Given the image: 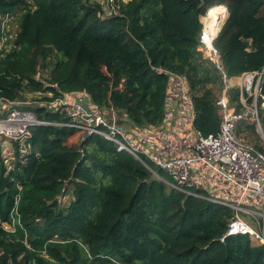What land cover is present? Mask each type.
Listing matches in <instances>:
<instances>
[{
    "label": "trees",
    "instance_id": "trees-1",
    "mask_svg": "<svg viewBox=\"0 0 264 264\" xmlns=\"http://www.w3.org/2000/svg\"><path fill=\"white\" fill-rule=\"evenodd\" d=\"M113 2L116 13L103 16L93 0H0V15H19L13 46L0 49V97L25 102L28 93L80 92L136 126H155L164 118L167 73H175L187 80L194 129L215 133L221 111L212 86L220 93L223 83L198 51L200 18L210 9L225 16L220 5L227 8L213 42L227 77L260 71L264 0ZM39 61L49 66L46 81L35 78ZM262 97L264 77L257 105L264 131ZM229 102L239 110L237 88ZM13 108L64 120L43 107ZM30 132V154L11 171L0 147V264H264V245L246 235L220 242L233 217L228 207L168 187L101 138L72 146L74 130ZM67 195L64 206L59 197Z\"/></svg>",
    "mask_w": 264,
    "mask_h": 264
},
{
    "label": "built area",
    "instance_id": "built-area-1",
    "mask_svg": "<svg viewBox=\"0 0 264 264\" xmlns=\"http://www.w3.org/2000/svg\"><path fill=\"white\" fill-rule=\"evenodd\" d=\"M93 1L100 4L103 16L116 13L113 0ZM14 16V14L0 15V49L8 50L13 46L17 34ZM204 35L202 25L198 51L217 70L223 83L222 91L215 101V105L221 111V123L215 133L206 136L194 130L193 154L180 157L162 155L154 147L156 130L151 126H136L124 112L106 106L99 107L84 93H62L57 90V95L38 93V100L33 103L49 112L58 113L64 118L61 122L43 121L32 111L13 108L15 105L29 106L30 103L26 100L10 102L0 97V147L6 172L11 171L16 163H24L25 158L30 154L29 140L32 128L54 126L74 130L82 136L79 144L90 137L101 138L111 143L117 152L131 155L168 187L187 196L231 209L233 217L220 242L228 236L246 235L252 244L264 245V153L254 146L245 144L238 134V128L242 124H248L253 125L264 138L255 102L260 96L264 67L260 71L241 74L231 86L230 78L223 70L220 52L213 44L217 33L211 36L209 45L204 42ZM167 75L165 102L169 100L171 92H185L187 89L189 91L184 76L175 73H167ZM51 87L57 88L55 85ZM231 87L239 90V110L230 105ZM248 99L253 101L248 104ZM85 100L87 102L84 104ZM176 102L180 103V101ZM196 167L211 171L232 186L237 192V197L226 200L209 193H199L197 190L199 185L195 180ZM157 170L163 171L167 179L161 177ZM248 196L253 197L256 202L247 204L245 199ZM71 199L68 195L62 196L59 197V202L67 206ZM6 228L10 229V227Z\"/></svg>",
    "mask_w": 264,
    "mask_h": 264
},
{
    "label": "crops",
    "instance_id": "crops-1",
    "mask_svg": "<svg viewBox=\"0 0 264 264\" xmlns=\"http://www.w3.org/2000/svg\"><path fill=\"white\" fill-rule=\"evenodd\" d=\"M215 11L221 14L219 11ZM236 78L237 77L230 78L231 86L236 83ZM175 86H177V83H175ZM176 101H180V103L177 104ZM230 105L235 107L233 104ZM192 106L191 94L188 89L185 92L177 91L170 93L169 100L165 102L163 108L164 118L158 125L151 126L156 130L154 147L156 150L160 151L162 155L180 157L193 154L195 129L193 127L194 111ZM238 134L240 135V132H238ZM196 168L197 174L195 175V180L199 185L197 189L199 193H203L204 191L206 194L209 193L226 200H232L237 197L235 189L222 181L221 178L203 167ZM245 200H247V204L256 202L254 198L250 196Z\"/></svg>",
    "mask_w": 264,
    "mask_h": 264
},
{
    "label": "rangeland",
    "instance_id": "rangeland-1",
    "mask_svg": "<svg viewBox=\"0 0 264 264\" xmlns=\"http://www.w3.org/2000/svg\"><path fill=\"white\" fill-rule=\"evenodd\" d=\"M123 2L126 3L127 0H122ZM222 7H219V8H222V9H225L226 13H225V16L223 17V19L221 21H219V25L220 27L218 28L219 30H217V35L218 33L220 32L223 24L225 23L226 19H227V16H228V12H227V8L225 7V5H220ZM20 14V13H19ZM15 24L17 26V29L16 31L18 30V25H17V22H18V18H19V15L18 13L15 14ZM218 20H220V18H218ZM201 21V19H200ZM49 75V66L47 64V62H42V61H39L38 62V65L36 67V70H35V78L37 80H40V81H46L47 77ZM212 88L214 89V92H215V96L219 94V89L217 88V86H212ZM234 88V87H231L230 90ZM38 92L37 93H28L26 94V102L30 103V105L32 106H35V103L33 102H36L38 100ZM253 101V99H251ZM87 102V100H85V102H83L84 104ZM256 105H258V98L256 99ZM248 103V101H247ZM236 103H233V105L235 106ZM249 104V103H248ZM261 108H264V99H262V102H261ZM258 109V107H257ZM240 138L244 141L245 144L247 145H250V146H257V147H261V148H264V138L259 135V133L254 129V130H240ZM82 140V136L80 134H76L75 136H73L72 138H70L68 141H67V144L68 145H78Z\"/></svg>",
    "mask_w": 264,
    "mask_h": 264
},
{
    "label": "bare ground",
    "instance_id": "bare-ground-1",
    "mask_svg": "<svg viewBox=\"0 0 264 264\" xmlns=\"http://www.w3.org/2000/svg\"><path fill=\"white\" fill-rule=\"evenodd\" d=\"M209 12L206 13L204 17L201 18V23L203 25L204 35V42L209 45L211 40V36H214L219 30L220 27L219 21L223 19L224 16L216 12L215 10H208ZM217 14V15H216ZM220 18V20H218Z\"/></svg>",
    "mask_w": 264,
    "mask_h": 264
}]
</instances>
